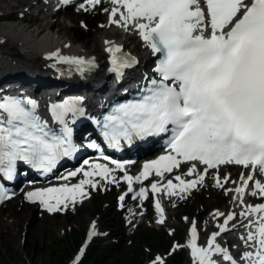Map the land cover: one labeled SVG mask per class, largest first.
<instances>
[{"label":"snow or ice","instance_id":"6c2138e0","mask_svg":"<svg viewBox=\"0 0 264 264\" xmlns=\"http://www.w3.org/2000/svg\"><path fill=\"white\" fill-rule=\"evenodd\" d=\"M62 4L70 0H60ZM102 0H88L92 7ZM111 8L109 24L125 32H135L154 56H157L154 76L144 77L146 83L137 96L114 105L102 119H93L100 134L110 145L119 147L121 140L131 144L133 139L144 140L161 134L170 136L166 154L143 164L142 170L131 175L126 165L90 163L62 175L69 181L82 174L75 184L30 191L26 199L39 203L53 213L75 205L88 197L86 186L96 189L97 177L107 185L123 182L132 199L141 202L162 193L184 199L191 190L204 186L209 170L214 186L224 189L225 195L241 207L239 213L214 212L213 218L224 217L217 223L206 246H200L196 222H191L190 250L193 264H264V203H245V196L264 199V0H108ZM103 27V26H102ZM110 54L109 71L117 79L138 61L120 46L106 41ZM58 63L74 65L83 73L95 68L94 60L62 56L54 52L46 57ZM55 67V65H52ZM82 98H69L50 104L47 114L39 102L24 95L0 94V179L15 178L22 163L45 174L51 173L64 158L79 151L73 142L71 125L85 115ZM97 148L95 143L88 144ZM108 160V157H103ZM188 164L185 180L181 175L165 182V174ZM242 166L234 188H225L230 177L221 178V165ZM203 165V170H198ZM116 172L122 173L117 176ZM148 187L143 186L151 177ZM173 180L178 183H174ZM142 185L138 190L134 185ZM251 186V187H250ZM124 195L119 197L122 202ZM11 199L0 183V203ZM158 223L165 221L164 209L155 200ZM175 206V205H173ZM240 218L246 231L240 236L245 250L235 258L217 238L236 228L230 222ZM187 219V218H185ZM96 235L95 224L89 240ZM179 245H174V250ZM81 249L80 255H83ZM218 257L219 259H214ZM75 264H79V256ZM152 264H165L156 257Z\"/></svg>","mask_w":264,"mask_h":264},{"label":"rangeland","instance_id":"374dc122","mask_svg":"<svg viewBox=\"0 0 264 264\" xmlns=\"http://www.w3.org/2000/svg\"><path fill=\"white\" fill-rule=\"evenodd\" d=\"M17 7L0 11V16L3 13L18 10L20 6ZM106 7L107 4L102 8H89L86 12H76L74 8L63 9L55 20L59 22V27L64 25L65 28H68L63 33L66 35L64 37H69L72 42L74 41L86 51L96 47L101 52V28L108 17L104 11ZM20 12L23 11L20 10ZM99 16L102 23L92 31L89 27ZM83 37H85V41H81ZM4 50H11V55L20 53L17 48H12L11 44L4 47ZM24 60L26 63V59ZM31 65H29L30 68ZM33 68L39 69L36 66ZM211 183L206 188L193 191L190 196L188 195L184 199L177 196L168 198L164 225L157 223V214L148 204L142 208V213L145 215L138 216L135 223L130 226L128 212L134 204H127L126 209L122 211L117 202L119 192L123 188L120 185V187L114 185L101 188L98 184L96 189L91 190L92 196L97 198L95 204L89 203L88 200L86 205H69L68 208L55 215L42 213L38 207H31L23 203L21 199H15L0 209V224L2 225V229L0 228V264H52L54 260L50 252L51 248H61L58 246L61 244L66 246L71 244L76 247L74 239L82 237L79 241V245H81L89 223H99V221L98 235L94 243L100 242L111 251L112 262L152 264L159 256L164 259L165 264H168L172 258L181 259L182 264H191L186 247L188 225L195 221L204 233V241L205 236L208 237L216 231L214 228L216 219L212 214L228 207L231 200V192L225 195L224 189L216 188ZM229 185L227 183L225 188H230ZM23 207L25 211H19ZM91 208L93 212L89 215ZM13 212L16 213L13 215ZM31 213L35 214V217L32 214L27 219L28 214ZM16 214L21 215L19 217L15 216ZM111 220L112 223L117 224L116 227H111L109 224ZM134 230L136 233L133 235ZM174 245L181 247L174 250ZM230 246L234 248L236 245L230 243ZM139 250L142 252L141 258ZM75 252L72 257L67 259V264L73 259ZM153 254L154 257H152Z\"/></svg>","mask_w":264,"mask_h":264},{"label":"bare ground","instance_id":"6f19581e","mask_svg":"<svg viewBox=\"0 0 264 264\" xmlns=\"http://www.w3.org/2000/svg\"><path fill=\"white\" fill-rule=\"evenodd\" d=\"M105 2L107 4L106 8L110 9L111 5L110 3H108V0H105ZM70 4L74 5V7L77 9H81V11H85L86 9L92 7H85L84 4H78V2L73 3L72 0H70V3H68L67 5ZM18 5L20 6L19 9L15 10L16 12H18L17 19L13 23L5 22V20H0V35L1 38H3V41L1 42L2 45L0 47V82L4 80H13L16 82L17 85L31 86L32 89L37 92L38 90L42 91L46 89V87H48L50 84L49 79L55 77L54 79H57L56 82L57 84H59V87H62L63 90H65L63 91V96L82 94L85 96V103L87 104L90 100V97H92L91 94H93V91L95 89L99 90V92L95 94H98L103 90H105L103 91L104 93L110 91L112 94H114V90L108 89L107 83L104 80L105 76L102 75L103 72L107 70V67L105 65V57L107 54L106 48L109 45L105 43L106 41L112 42V44L120 46L126 49L127 51L136 53L137 56L141 59V64H146L144 68L142 66L137 68V72L139 74H143V72L150 70L149 67H152V64L155 62L156 57L153 56L151 54V51L144 46L143 41L135 32H125L122 28H119L114 24H109L108 12H106V15L108 16L107 21L101 28V52H99L98 48L96 47L93 50L91 49L89 51H86L83 47L78 46V44H76L74 41L72 42L69 37H64L65 34L63 33L68 28H65L64 25H60L59 27V22L55 20V18L57 17L56 11L58 13V11H61L63 9L61 8V10H58V8L62 6L60 0H0V11L15 9L18 8ZM20 10H22L23 12H20ZM56 25L58 26L56 27ZM8 44H11L12 48H17L20 53H18L17 55L15 53L14 55H10L9 53H7V51H3L2 47H7ZM57 51L60 54H71L74 56H79L88 60L95 61L96 66L95 68H92V73L86 76L85 80L82 81L81 85L77 86L76 90L72 92L66 90L68 88V83L65 82L66 79H64L62 75L60 76L59 74L53 73L52 71V68H54L52 65L56 64V59L46 58L51 53ZM24 59H26V63H24ZM29 65H31V68ZM34 66L38 67L39 69H34ZM132 77H134V74L132 75ZM39 93L40 92H38V94ZM134 168L135 167L131 169V173L133 174H135ZM232 170H234L238 175L237 178L234 179L235 181L239 180L241 172H245L243 168L226 165L219 170V174L228 175V172ZM67 173L68 172L62 175H66ZM61 176H58L57 178L53 179L51 183H55L62 186L65 183L75 184L80 179H83V177H81L76 179L72 178L69 181H64L60 179ZM182 177L187 180L186 175H183ZM257 178L262 179V182H264V177L257 176ZM96 179L98 181V184H100L101 188L106 187L107 184H104L102 181H99V178ZM173 182L178 183L175 180H173ZM120 185L124 186V183L122 182ZM230 187L234 188L235 185L231 184ZM85 190L88 192V197L85 198L82 202H78L75 205H86L88 204V200L91 204H95L97 202V198L92 196L91 188L86 186ZM193 190L186 194V196H190ZM233 195L234 193H232L231 195L229 206L219 210V212H222L227 215V213H229L230 211L235 213H239L241 211V207L238 206L237 202L233 201ZM168 198L169 197L163 195L162 193L157 194L155 196V199H159L161 202V205L164 209L165 218V207ZM250 201L252 202V205L259 204L262 202L261 199L256 200L252 196H249V199L245 203L250 204ZM142 207L143 202H141L140 200L134 203V206L129 208L128 221H132L138 216H144L145 213H142ZM19 211L24 212V207ZM92 212V208L89 209V215H91ZM154 212L157 214L156 210ZM14 213L16 212H13L12 214L14 215ZM32 214L33 213H31L30 215L28 214L27 219ZM20 215L21 214H16L15 216L20 217ZM33 216L35 217V214H33ZM31 219L33 218L31 217ZM158 219L159 216L156 218V221H158ZM223 219L224 217L216 219L214 228L217 229V223H222ZM93 223L95 224V227H98L100 225V221L99 223L90 222L89 225L92 226ZM240 223L241 220L239 217H237V220L232 222V224H236L237 227L233 228L232 231L226 236V240L228 242H231L233 240V245H236L234 248H229L231 254H236L245 250L243 242L240 240V236L244 234L246 230L243 227L239 226ZM109 224L113 228L117 225H115V223H112V220L109 221ZM1 226L2 225L0 224V228Z\"/></svg>","mask_w":264,"mask_h":264},{"label":"trees","instance_id":"16d2710c","mask_svg":"<svg viewBox=\"0 0 264 264\" xmlns=\"http://www.w3.org/2000/svg\"><path fill=\"white\" fill-rule=\"evenodd\" d=\"M100 21V18L97 20H94L92 23V26L95 29L96 23ZM85 37L81 38V41H85ZM82 239V237L80 238ZM80 239H74L76 243V247L79 245ZM61 246V248H51L50 252L52 255V258L54 260V263L52 264H67V259H69L73 252L76 250V247H73V245L68 244L66 246L65 244L58 245ZM140 258L142 256V252L139 250ZM113 258L111 255V251L104 247L102 243H95L92 245L86 254L84 260L80 264H118L117 262H112ZM168 264H181V259L174 258L171 260Z\"/></svg>","mask_w":264,"mask_h":264}]
</instances>
